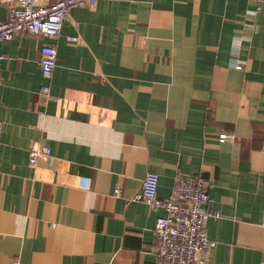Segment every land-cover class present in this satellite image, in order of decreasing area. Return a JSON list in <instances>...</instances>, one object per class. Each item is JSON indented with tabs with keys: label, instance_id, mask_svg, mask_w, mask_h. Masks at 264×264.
Masks as SVG:
<instances>
[{
	"label": "crops",
	"instance_id": "1",
	"mask_svg": "<svg viewBox=\"0 0 264 264\" xmlns=\"http://www.w3.org/2000/svg\"><path fill=\"white\" fill-rule=\"evenodd\" d=\"M255 8L74 7L49 101L39 61L52 41L23 33L0 43V264H153L165 212L134 200L148 172L160 199L178 175L209 184L205 207L220 217L205 224L216 242L207 264H264V6ZM34 141L50 148L49 163L28 164Z\"/></svg>",
	"mask_w": 264,
	"mask_h": 264
},
{
	"label": "built area",
	"instance_id": "2",
	"mask_svg": "<svg viewBox=\"0 0 264 264\" xmlns=\"http://www.w3.org/2000/svg\"><path fill=\"white\" fill-rule=\"evenodd\" d=\"M99 0H0L6 10V19L0 23V43L13 36L27 33L46 37L52 42L40 49L39 66L46 83L40 93L45 101L50 95V79L57 64L56 41L64 21L74 7H94ZM255 13L262 10L264 0H254ZM78 41L77 36L68 37ZM240 69V66L236 67ZM3 124L0 122V136ZM218 141H233L234 136L221 133ZM28 164L37 167L52 160L51 150L39 141L32 142L27 150ZM158 174L148 172L142 180L140 191L134 200L146 203L152 209L163 208L165 215L159 217L154 227L153 264H207L216 242L209 239L206 221L220 217L219 210L205 207L208 202L209 184L196 173L193 176L178 175L171 195L160 199L157 195ZM119 189L114 194H119Z\"/></svg>",
	"mask_w": 264,
	"mask_h": 264
}]
</instances>
